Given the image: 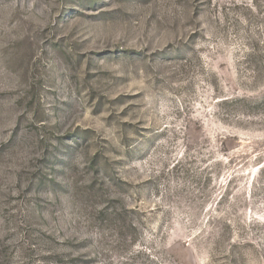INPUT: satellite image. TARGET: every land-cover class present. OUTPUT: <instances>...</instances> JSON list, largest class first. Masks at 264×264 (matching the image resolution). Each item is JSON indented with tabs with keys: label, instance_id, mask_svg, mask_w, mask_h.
<instances>
[{
	"label": "rangeland",
	"instance_id": "rangeland-1",
	"mask_svg": "<svg viewBox=\"0 0 264 264\" xmlns=\"http://www.w3.org/2000/svg\"><path fill=\"white\" fill-rule=\"evenodd\" d=\"M0 264H264V0H0Z\"/></svg>",
	"mask_w": 264,
	"mask_h": 264
}]
</instances>
